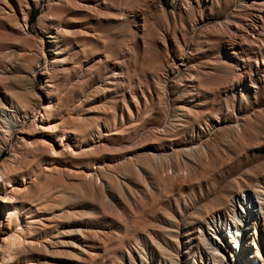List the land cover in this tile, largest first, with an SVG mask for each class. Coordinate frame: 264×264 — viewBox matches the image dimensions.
I'll return each mask as SVG.
<instances>
[{
	"label": "rangeland",
	"instance_id": "obj_1",
	"mask_svg": "<svg viewBox=\"0 0 264 264\" xmlns=\"http://www.w3.org/2000/svg\"><path fill=\"white\" fill-rule=\"evenodd\" d=\"M10 159L12 264H262L264 0H0Z\"/></svg>",
	"mask_w": 264,
	"mask_h": 264
},
{
	"label": "bare ground",
	"instance_id": "obj_2",
	"mask_svg": "<svg viewBox=\"0 0 264 264\" xmlns=\"http://www.w3.org/2000/svg\"><path fill=\"white\" fill-rule=\"evenodd\" d=\"M9 127V126H8ZM51 129L54 130V128L56 129L57 127L53 124V126H50ZM64 130V129H63ZM60 136H61V133H59ZM62 137V136H61ZM53 149V147H51ZM54 151V149H53ZM11 158V157H10ZM13 159V157H12ZM10 159L9 161L7 160V162H0V177L2 178V180H5L7 182L11 181V175L13 174V172H15L16 170L14 169V164H13V160ZM21 172V171H20ZM90 173V172H89ZM16 174V172H15ZM18 174V173H17ZM16 177V176H15ZM14 179V178H13ZM18 179V178H17ZM20 180H24L21 179ZM4 181V182H5ZM6 182V183H7ZM26 182V181H24ZM8 185H11L10 183H8ZM25 190V189H24ZM22 191V190H21ZM12 196V195H11ZM9 197L7 196L6 199H4V203L5 205L7 206L8 208V211H7V221L8 223L10 222L11 218H12V215H14V210H12V207L10 208V206L12 205V203L14 202V198L13 197ZM12 198V199H11ZM15 204V202H14ZM242 207V206H241ZM15 208V215H16V212H17V206L14 207ZM240 215V214H239ZM248 215V210L245 209V213L240 217L238 218L239 220V224L238 225H235V228H232V235L229 236V238L227 236H225V240H227L230 245L233 247V251L235 252L236 251V246H237V243H238V239H239V235L242 236L243 234L245 235L247 233V231H245V221H247V216ZM27 216V215H26ZM235 216V215H234ZM27 217H31V216H27ZM238 217V215H237ZM16 218V217H15ZM17 220V218L15 219ZM237 220V221H238ZM29 222H33L32 219H30ZM26 224V223H25ZM1 226V230L0 231H3L4 232V235L2 236V241L0 242V264H12L10 259L12 260L13 258V252L11 251V248L12 246L16 245H20L19 247L21 248L17 253H25V252H28V251H32L33 253V250L34 248L32 247L33 244L30 243V241H26L27 240V235L28 234H25V238L21 237V235H24V228L21 227L20 225L17 226L16 230L15 231H11V232H7L2 226V224H0ZM28 224H27V229H28ZM264 233V232H263ZM21 234V235H20ZM202 234V233H201ZM31 235V233H30ZM29 236V235H28ZM200 236V235H199ZM31 237V236H30ZM204 241V240H203ZM226 242V241H225ZM227 244V243H226ZM225 244V245H226ZM36 246V245H35ZM251 246H253V244H251ZM241 247V246H240ZM2 249H5L6 251L2 253ZM225 247H223V251H225ZM37 250V249H36ZM252 255H251V259H257L258 261H262V264H264V261H263V256H264V253H262L261 251V248L258 247L257 245L253 248L252 247ZM233 252L232 255V260H229L228 262H221L219 259H214L218 264H243V261L241 257H238L235 253ZM30 253V252H29ZM35 253V252H34ZM33 253V254H34ZM219 253V252H218ZM220 254V253H219ZM17 255V254H16ZM19 256V255H18ZM237 256V258H236ZM15 257V256H14ZM23 257V256H22ZM20 258V257H19ZM213 258V257H212ZM18 259V258H17ZM7 260V262H6ZM14 260V259H13ZM15 261V260H14ZM252 262V261H251ZM16 264V262H15ZM19 264V263H17ZM247 264V262H246Z\"/></svg>",
	"mask_w": 264,
	"mask_h": 264
},
{
	"label": "trees",
	"instance_id": "obj_3",
	"mask_svg": "<svg viewBox=\"0 0 264 264\" xmlns=\"http://www.w3.org/2000/svg\"><path fill=\"white\" fill-rule=\"evenodd\" d=\"M34 15H35V11H33V12L31 13V15L29 16V20L32 19V18L34 17Z\"/></svg>",
	"mask_w": 264,
	"mask_h": 264
}]
</instances>
